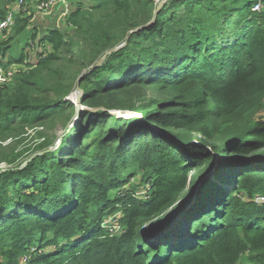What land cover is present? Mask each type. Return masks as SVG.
<instances>
[{"label": "trees", "instance_id": "trees-1", "mask_svg": "<svg viewBox=\"0 0 264 264\" xmlns=\"http://www.w3.org/2000/svg\"><path fill=\"white\" fill-rule=\"evenodd\" d=\"M83 1L67 33L0 39V264H264V0Z\"/></svg>", "mask_w": 264, "mask_h": 264}, {"label": "water", "instance_id": "water-1", "mask_svg": "<svg viewBox=\"0 0 264 264\" xmlns=\"http://www.w3.org/2000/svg\"><path fill=\"white\" fill-rule=\"evenodd\" d=\"M167 0H162L157 8V12L159 11V9L161 8L162 4L164 2H166ZM140 29H136L133 30L129 33V35L133 34L136 31H139ZM126 43H123V45L114 48L108 52H106L101 59L96 63L95 67L98 68L102 62L104 61V59L110 55L113 52L118 51L119 49H121ZM79 82L78 81V85L77 88L75 90L74 94V98L71 95L70 97L66 98V100L69 101H73L76 104L77 107V114L82 111V110H87V108H84L81 106L80 103V97H81V90L79 89ZM94 111V110H92ZM125 114V113H124ZM77 118V117H76ZM75 118V119H76ZM53 148L49 149L48 151H51ZM36 154L38 153H34L28 160L26 163H24L20 168L24 167L34 156H36ZM217 158V155L215 156V159ZM213 169H211L210 171L204 173L203 177H199L193 185H188L186 192L180 197V199L173 204L160 218L153 220L151 223L146 224L142 230H141V234L144 236H148V235H155L157 233L162 232L167 226H169L181 213L184 212V210L188 207V205L190 203L193 202L196 194L199 192L201 186L203 185V183L209 178L210 174L212 173Z\"/></svg>", "mask_w": 264, "mask_h": 264}, {"label": "built area", "instance_id": "built-area-1", "mask_svg": "<svg viewBox=\"0 0 264 264\" xmlns=\"http://www.w3.org/2000/svg\"><path fill=\"white\" fill-rule=\"evenodd\" d=\"M1 1V0H0ZM261 3H256L253 11H260ZM56 9L62 10V15L67 16L69 13V6L65 0H14L5 8V18L0 22V39L7 31L12 30L15 25L16 16L25 10H34L35 13L46 16L51 14ZM5 59L0 55V86L8 85L14 73L10 70L16 65H3L2 60ZM263 201L264 199H257Z\"/></svg>", "mask_w": 264, "mask_h": 264}, {"label": "rangeland", "instance_id": "rangeland-1", "mask_svg": "<svg viewBox=\"0 0 264 264\" xmlns=\"http://www.w3.org/2000/svg\"><path fill=\"white\" fill-rule=\"evenodd\" d=\"M92 1V0H91ZM59 13H62V11H60ZM23 14H25V11H23V13L21 14V16H23ZM27 14V13H26ZM61 16V14H59ZM48 16H39V15H35V17L33 18L32 22L30 21V25H33V27L36 29V32L37 33H42L45 29L47 28H50V27H54L53 24H49V20L47 19ZM61 30L62 29H65V28H60ZM68 29V28H67ZM64 32H68L69 30H63ZM14 34V29L10 30V31H7L4 36L2 37L1 40H5V39H8V38H11ZM25 40H22L21 42H19L18 44H12V47L10 48V51H9V54L13 57V58H18L19 55H20V52H21V49L24 47L25 45ZM40 51V50H39ZM30 53V60L31 61H34L35 59V56H36V53L37 51H28ZM27 52V53H28ZM9 54L7 56H9ZM2 63L3 65L7 66V63H8V57L6 59H3L2 60ZM10 70L14 73L11 81L9 82V86H13V83L15 81V77L17 75V72L20 70L19 66H13L10 68ZM75 93V92H74ZM257 120H262L264 119V109L262 111H260L258 114H257ZM63 132H64V128L62 127V125H58L56 128H55V131H53V135H55L58 139L56 141V146H54L56 149L58 146H59V143H60V139H61V136L63 135ZM31 135H33V133L31 132ZM33 144L30 143V147H32ZM4 168V166H2L1 170ZM209 178H213L212 177V174H210ZM241 264H249L248 261H247V258L246 256L243 257L240 261Z\"/></svg>", "mask_w": 264, "mask_h": 264}, {"label": "crops", "instance_id": "crops-1", "mask_svg": "<svg viewBox=\"0 0 264 264\" xmlns=\"http://www.w3.org/2000/svg\"><path fill=\"white\" fill-rule=\"evenodd\" d=\"M65 1L68 4L71 5V8H70V12H71L72 9L75 8V6H76V4L74 3V0H65ZM89 3H90V1L85 0V1H83L82 5L83 6H88ZM60 11H62V10L61 9H56L51 14L46 15V16H48L47 19L49 20V24L50 25L53 24V26H54V27H50V28H58V29L65 28V29H62V30H69V27L66 24V19H67L69 14L67 16H63L62 13H59ZM26 13L23 14V16L32 17L31 22H32L33 18L35 17V15H39V14L35 13L34 10H31V11L28 10ZM59 14H61V16ZM39 16H41V15H39Z\"/></svg>", "mask_w": 264, "mask_h": 264}, {"label": "bare ground", "instance_id": "bare-ground-1", "mask_svg": "<svg viewBox=\"0 0 264 264\" xmlns=\"http://www.w3.org/2000/svg\"><path fill=\"white\" fill-rule=\"evenodd\" d=\"M68 6H69V10H70L71 5L68 4ZM27 11H28V10H25V13H26ZM69 12H70V11H69ZM22 13H23V12L19 13V14L16 16V18H17L18 16H20ZM68 14H69V13H68ZM4 18H5V16H4ZM4 18H3V19H4ZM3 19H2V20H3ZM2 20H1V21H2ZM1 21H0V22H1ZM72 96H73V98L75 97L74 94H73ZM72 102H73V101H72ZM73 103H74V102H73ZM54 148H55V147H53V149H54ZM53 149H52V150H53Z\"/></svg>", "mask_w": 264, "mask_h": 264}]
</instances>
